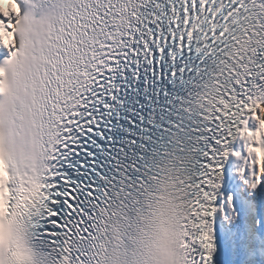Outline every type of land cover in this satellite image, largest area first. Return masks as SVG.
Instances as JSON below:
<instances>
[{
	"label": "snow or ice",
	"instance_id": "obj_1",
	"mask_svg": "<svg viewBox=\"0 0 264 264\" xmlns=\"http://www.w3.org/2000/svg\"><path fill=\"white\" fill-rule=\"evenodd\" d=\"M264 0H0V264H264Z\"/></svg>",
	"mask_w": 264,
	"mask_h": 264
},
{
	"label": "bare ground",
	"instance_id": "obj_2",
	"mask_svg": "<svg viewBox=\"0 0 264 264\" xmlns=\"http://www.w3.org/2000/svg\"><path fill=\"white\" fill-rule=\"evenodd\" d=\"M261 113L264 114V109H261ZM264 132V121L261 122L260 127L257 129V134Z\"/></svg>",
	"mask_w": 264,
	"mask_h": 264
}]
</instances>
